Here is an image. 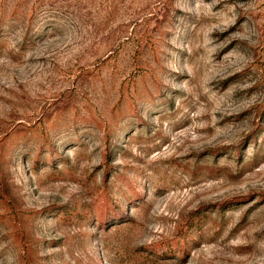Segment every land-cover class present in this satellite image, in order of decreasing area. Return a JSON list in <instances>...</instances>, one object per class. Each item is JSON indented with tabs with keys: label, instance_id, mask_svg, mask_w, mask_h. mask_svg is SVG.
Masks as SVG:
<instances>
[{
	"label": "rangeland",
	"instance_id": "rangeland-1",
	"mask_svg": "<svg viewBox=\"0 0 264 264\" xmlns=\"http://www.w3.org/2000/svg\"><path fill=\"white\" fill-rule=\"evenodd\" d=\"M0 264H264V0H0Z\"/></svg>",
	"mask_w": 264,
	"mask_h": 264
}]
</instances>
